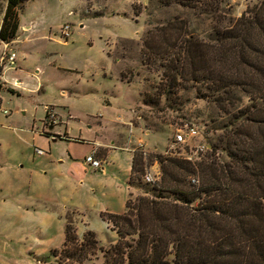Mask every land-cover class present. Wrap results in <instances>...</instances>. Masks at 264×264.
Here are the masks:
<instances>
[{"label":"rangeland","instance_id":"rangeland-1","mask_svg":"<svg viewBox=\"0 0 264 264\" xmlns=\"http://www.w3.org/2000/svg\"><path fill=\"white\" fill-rule=\"evenodd\" d=\"M126 1L95 0L93 4L91 0H28L22 8V21L29 27L16 37V43H12L16 39L4 43L5 51L0 45V56L11 52L17 55L16 66L3 69L0 78V109L7 111V115L0 111V264H103L104 251L117 236L98 212L105 199L114 203L112 209H120L125 197L128 151H140L147 157L144 174L137 175L139 179L130 189L134 198L151 194V185L143 181V176L146 172L155 179L160 176L155 157L198 159L194 148L209 149V143L221 134L218 124L227 116L217 115L203 88L199 93L198 85L165 86L163 95H158L157 88L164 79L161 61L148 62L142 42L148 29L176 18L187 21L190 31L204 38L217 21L238 18L259 0H219L220 11L214 15L178 3L165 7L157 0H133L136 15L132 17L138 23L113 14L121 4L125 7ZM5 7L6 0H0V20ZM96 11L103 16L85 17ZM64 25L70 29L66 38L60 33ZM131 37L135 38L118 39ZM2 72L8 87L15 80L20 82V96L9 92L7 86L1 87ZM53 105L68 106L72 119L66 122V109L58 108L62 114L57 115L50 107ZM120 117L130 122L128 128L132 125L142 132L147 130V137L138 130L129 135L120 125ZM53 122H58V131H67L73 141L52 142L46 137ZM190 127L198 135L175 144L180 130ZM119 128L127 149L109 155L111 165L105 167L104 175L86 164L84 169L81 164L92 145L81 142V138L110 139ZM137 137L147 143V151ZM218 154L220 159L225 158L222 150ZM67 156L77 164L63 162ZM78 177L84 178L80 187ZM65 217L72 220L79 242L85 232L95 234L96 250L82 262L60 261L53 256L63 246Z\"/></svg>","mask_w":264,"mask_h":264},{"label":"trees","instance_id":"trees-1","mask_svg":"<svg viewBox=\"0 0 264 264\" xmlns=\"http://www.w3.org/2000/svg\"><path fill=\"white\" fill-rule=\"evenodd\" d=\"M27 1L6 0L1 42L16 39ZM157 1L220 11L219 0ZM217 23L204 38L178 18L146 32L147 61H161L158 95L165 86L198 85L217 115L227 117L198 159L158 155L160 176L151 194H130L123 213L100 214L117 236L103 264H264V0ZM146 160L143 152L133 153L130 185L144 174ZM64 234L60 253L53 252L60 261L82 262L96 250L94 232L79 242L67 217Z\"/></svg>","mask_w":264,"mask_h":264},{"label":"crops","instance_id":"crops-1","mask_svg":"<svg viewBox=\"0 0 264 264\" xmlns=\"http://www.w3.org/2000/svg\"><path fill=\"white\" fill-rule=\"evenodd\" d=\"M93 2V4H95V0H91ZM133 0H127L125 2V7L120 6L121 9H118L117 11L113 12V14H116V15H119V16H122L123 18H126L130 21H134L135 23H138L136 22L134 15H136V13L134 12V9L133 7L131 6L132 5V2ZM93 4H92V7H93ZM120 5V4H119ZM131 8V10L129 9V7ZM92 9V8H91ZM24 14V11L21 9L20 12H19V29H18V32H17V36L20 35L23 31V29L29 27V26H26L23 24V21H22V15ZM104 13H100V11H96V13L92 14L91 16H85V15H80V16H85V17H90V18H97V17H101L103 16ZM133 16V17H132ZM138 16V15H137ZM138 19V18H137ZM1 23H2V20H0V26H1ZM138 37V36H137ZM135 37H131V38H118V39H134ZM19 38H17L15 41H13L12 43H16L18 41ZM25 40H29V38H26ZM62 43H66V41L62 42ZM0 45L2 46V52L5 51L4 50V46L5 44L3 42L0 41ZM1 52V53H2ZM14 53V52H13ZM15 54V53H14ZM1 55V54H0ZM16 58H15V66H16V60H17V55L15 54ZM106 56L110 59V57L108 56V52H106ZM22 61H25V59H23ZM8 69V68H7ZM6 70V69H5ZM3 74L4 72H2V80L1 82H3V85H1V87L5 88V86L8 85V82L6 80H4V77H3ZM121 82H123L122 80H120ZM20 82L18 80H15L11 85V86H7L9 89L8 91L11 92L12 94L16 93L18 96H20ZM5 84V85H4ZM69 98V95L68 97ZM135 103V101L131 102L129 104V113H127V117L128 115L130 114L131 112V105H133ZM108 105L111 103H107ZM2 105V100L0 99V106ZM50 107H54L55 108V113H57V115H60L62 114L61 111L58 110V108H62V109H66V122L70 119H72V115L70 112H72V110L68 107V106H64V107H58L56 105H53V106H50ZM46 108L45 107V113H46ZM7 115V114H5ZM60 118V120L62 119L61 116H58ZM7 119V118H5ZM120 122H121V126L124 127L126 129V131H128L129 135H133L135 133L136 130L138 131H141V128L140 127H133L131 125V128H128L127 126L130 125V122L127 121L126 117L125 118H119ZM66 122H63L65 126H67V123ZM44 124V123H43ZM59 124H61V121H59ZM49 128L51 129V131L49 132V136L47 135L46 137H51L52 138V142H57V141H61V140H65V141H73V139L70 137V135L68 134L67 131H65L63 134H61L58 130L59 126H58V122H53V126L52 125H49ZM122 129H118V131L110 138V139H102L100 140L99 138H93L92 141H87V140H84L82 139L81 137V142H89L91 143L92 145V148H91V151L96 149V158L99 159L101 162H102V169L100 170H94L93 168H91L88 164L85 163V160H84V163H82V167L85 169V164L88 166V168H91L93 169L94 171H101V174H105V167L106 166H109L111 165V163L108 161V157L110 154H112L115 150H123V149H127L125 146V140H123V136L120 134V131ZM141 135L147 137V130L142 132L141 131ZM80 136H81V132H80ZM139 138V137H137ZM142 142H144L143 146H144V149L145 151H147V143L142 140L141 138H139ZM138 139V143H139V140ZM105 140V141H104ZM102 149H107V151H105V154H101L100 151ZM129 149V148H128ZM128 151V150H127ZM129 158H128V165L126 167V170H125V182H126V186H125V197L121 200V203L119 205V210H114L112 208H115L114 207V203H111L109 201H107L105 199V202L102 203L101 205V209H99V218H100V214L101 213H110V214H120V213H123L124 210H125V202L127 200V198L129 197V195L131 194V186L129 184V178H130V170H131V162H132V157H133V151L129 150ZM105 156V157H103ZM67 160H64L63 162H71V163H74V165L77 164V162L75 160H72L70 156H67ZM103 157V159H102ZM76 178V177H75ZM70 182H71V179H70ZM77 182L79 185H77L78 187L82 186L83 183H84V178H80L78 177L77 179ZM103 195H105V193H103ZM72 208H77V207H72ZM79 210H81V208H77ZM101 219V218H100ZM107 224V223H106ZM64 227H65V224H64ZM115 233V232H114ZM77 234V233H76ZM64 240H65V234H64ZM64 243V241H63Z\"/></svg>","mask_w":264,"mask_h":264},{"label":"built area","instance_id":"built-area-1","mask_svg":"<svg viewBox=\"0 0 264 264\" xmlns=\"http://www.w3.org/2000/svg\"><path fill=\"white\" fill-rule=\"evenodd\" d=\"M69 26L68 25H64L60 28V33L63 36V38L65 37H69ZM10 53V52H9ZM15 54L13 52H11L9 55H4V56H0V78H1V71L5 68H13L15 66ZM0 111L3 114H7L6 110H1ZM198 135V132L195 128L190 127L187 128L185 131L180 130L179 134L176 135L175 137V144H184L186 143L188 140L195 138ZM208 149V147L206 146H196V148H194L193 153L196 156V158L198 157V155L200 153L205 152ZM96 149L92 150L91 153L89 155L86 156L85 158V163L88 164L91 168H93L94 170H100L102 169V162L96 158ZM38 154H42L41 150H37ZM189 160H192L193 157L192 156H188L186 157ZM157 179V178H156ZM155 178L151 177L150 173L146 172L145 175L143 176V181L147 184H151L153 183L155 180Z\"/></svg>","mask_w":264,"mask_h":264}]
</instances>
